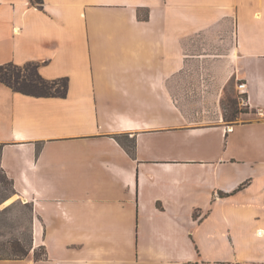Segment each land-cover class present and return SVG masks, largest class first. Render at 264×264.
Listing matches in <instances>:
<instances>
[{"label": "crops", "instance_id": "1", "mask_svg": "<svg viewBox=\"0 0 264 264\" xmlns=\"http://www.w3.org/2000/svg\"><path fill=\"white\" fill-rule=\"evenodd\" d=\"M43 1L0 0V66L69 79L0 83L1 167L34 211L0 264H264V0Z\"/></svg>", "mask_w": 264, "mask_h": 264}, {"label": "rangeland", "instance_id": "2", "mask_svg": "<svg viewBox=\"0 0 264 264\" xmlns=\"http://www.w3.org/2000/svg\"><path fill=\"white\" fill-rule=\"evenodd\" d=\"M240 90L236 82H231L219 94L218 109L228 122H237L240 114L246 111ZM192 94L197 97L196 92ZM194 109H200L203 113V108ZM197 112L195 116L199 117ZM125 143L131 145V140L125 138ZM7 181L0 167V258L3 259L16 258L13 253L15 248L30 251L33 247V207L18 198L12 184ZM42 254V250H37L38 257Z\"/></svg>", "mask_w": 264, "mask_h": 264}, {"label": "trees", "instance_id": "3", "mask_svg": "<svg viewBox=\"0 0 264 264\" xmlns=\"http://www.w3.org/2000/svg\"><path fill=\"white\" fill-rule=\"evenodd\" d=\"M38 5L43 4V0H32ZM39 64L36 63H28L24 66H19L14 63H8L0 66V83L5 84L13 91L37 98H65L68 94L69 89V79L68 78H60L56 80H47L45 79L40 71ZM237 113V112H236ZM132 149L134 148V143L132 142L130 145ZM1 152L2 145H0V160H1ZM1 167V162H0ZM7 183L10 182L13 186L12 181L7 176L4 169L1 167ZM14 188V186H13ZM14 192L15 189H14ZM31 251V250H30ZM30 251L21 249H14L13 253L16 258H8V259H23L26 258ZM36 256L37 252H36ZM3 258H0L2 260Z\"/></svg>", "mask_w": 264, "mask_h": 264}, {"label": "built area", "instance_id": "4", "mask_svg": "<svg viewBox=\"0 0 264 264\" xmlns=\"http://www.w3.org/2000/svg\"><path fill=\"white\" fill-rule=\"evenodd\" d=\"M245 87H246L245 84H240V89H243V88H245ZM244 103H245V101H244Z\"/></svg>", "mask_w": 264, "mask_h": 264}]
</instances>
